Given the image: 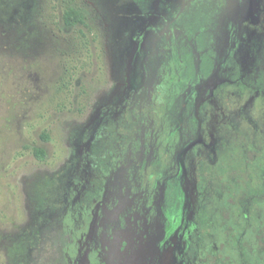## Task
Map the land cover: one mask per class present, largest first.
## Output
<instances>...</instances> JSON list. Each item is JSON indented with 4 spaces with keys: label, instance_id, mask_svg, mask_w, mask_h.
Here are the masks:
<instances>
[{
    "label": "rangeland",
    "instance_id": "374dc122",
    "mask_svg": "<svg viewBox=\"0 0 264 264\" xmlns=\"http://www.w3.org/2000/svg\"><path fill=\"white\" fill-rule=\"evenodd\" d=\"M68 1L0 0V264H98L104 218L91 205L133 194L123 169L167 121L194 109L184 118L204 122L203 102L176 93L264 88V0L255 10L247 0H78L85 19L72 27ZM147 17L156 28H143ZM165 32L180 40L177 54L159 43ZM162 53L179 56L176 72ZM161 65L165 78L153 72ZM134 128L135 154L108 161L111 138Z\"/></svg>",
    "mask_w": 264,
    "mask_h": 264
},
{
    "label": "flooded vegetation",
    "instance_id": "af4514ba",
    "mask_svg": "<svg viewBox=\"0 0 264 264\" xmlns=\"http://www.w3.org/2000/svg\"><path fill=\"white\" fill-rule=\"evenodd\" d=\"M247 6L255 10L259 2L247 0ZM146 19L144 29L157 27L153 17ZM133 41L131 51L136 50ZM170 42L177 54L180 40L165 32L159 43ZM166 56L162 53L166 66L173 67L177 59L181 63L179 56ZM166 66L153 72L160 78L176 72ZM222 86L213 82L199 93L193 88L176 93L191 106L203 102L204 122L184 118L194 116V109L167 121L162 137L150 138L156 145L148 150L143 144L137 165L123 169L133 194L110 205L101 200L91 205L96 218H104L95 246L90 244L96 263L264 264V88H229L216 95ZM147 101L153 107L154 98ZM192 123L196 130L187 134ZM136 129L111 138L108 161L135 154L140 139L129 135ZM141 136L144 140L147 132Z\"/></svg>",
    "mask_w": 264,
    "mask_h": 264
},
{
    "label": "trees",
    "instance_id": "16d2710c",
    "mask_svg": "<svg viewBox=\"0 0 264 264\" xmlns=\"http://www.w3.org/2000/svg\"><path fill=\"white\" fill-rule=\"evenodd\" d=\"M84 10L78 0H69L63 13V21L68 26H75L84 23ZM48 139L47 136H44ZM34 154L39 160L47 158V151L43 148L37 147L34 149Z\"/></svg>",
    "mask_w": 264,
    "mask_h": 264
}]
</instances>
